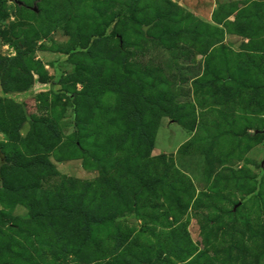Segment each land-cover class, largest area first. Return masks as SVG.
<instances>
[{
	"label": "rangeland",
	"instance_id": "1",
	"mask_svg": "<svg viewBox=\"0 0 264 264\" xmlns=\"http://www.w3.org/2000/svg\"><path fill=\"white\" fill-rule=\"evenodd\" d=\"M0 264H264V0H3Z\"/></svg>",
	"mask_w": 264,
	"mask_h": 264
},
{
	"label": "trees",
	"instance_id": "2",
	"mask_svg": "<svg viewBox=\"0 0 264 264\" xmlns=\"http://www.w3.org/2000/svg\"><path fill=\"white\" fill-rule=\"evenodd\" d=\"M2 2H3V0H0V5L2 4ZM158 14H160L161 15V20H165V19H169L168 17L171 15V11H166L165 13H163V12H158ZM158 107V106H157ZM160 108V110H163V108L162 107H159ZM136 200L134 201V204H136Z\"/></svg>",
	"mask_w": 264,
	"mask_h": 264
},
{
	"label": "water",
	"instance_id": "3",
	"mask_svg": "<svg viewBox=\"0 0 264 264\" xmlns=\"http://www.w3.org/2000/svg\"><path fill=\"white\" fill-rule=\"evenodd\" d=\"M19 5H22V3H19ZM33 10H34V11H37V9H36L35 7L33 8Z\"/></svg>",
	"mask_w": 264,
	"mask_h": 264
}]
</instances>
